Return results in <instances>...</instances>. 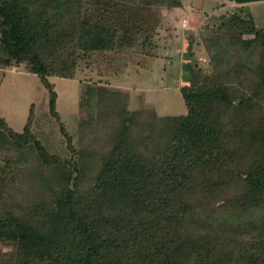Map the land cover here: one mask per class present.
<instances>
[{"label":"trees","instance_id":"trees-1","mask_svg":"<svg viewBox=\"0 0 264 264\" xmlns=\"http://www.w3.org/2000/svg\"><path fill=\"white\" fill-rule=\"evenodd\" d=\"M181 6L0 0V67L38 75L65 146L33 130V104L22 131L0 115V264H264V27L245 5L205 13L211 73L179 86L185 112H130L88 83L76 144L56 108L49 76L155 55L158 12Z\"/></svg>","mask_w":264,"mask_h":264},{"label":"rangeland","instance_id":"rangeland-1","mask_svg":"<svg viewBox=\"0 0 264 264\" xmlns=\"http://www.w3.org/2000/svg\"><path fill=\"white\" fill-rule=\"evenodd\" d=\"M182 6L162 9L161 25L156 29L155 55L139 54L127 66L118 67L107 75L98 68H87L83 62L76 65L72 77L49 76L57 93L56 108L66 130L77 144L80 95L88 83L118 89L129 93L130 112L150 110L157 114H177L186 111L179 86L189 80L197 67L211 73V65L198 33L199 24L213 15H219L236 6L245 5L255 23L264 27V0L235 3L229 0H181ZM213 17V18H214ZM115 71V72H114ZM34 105L33 130L44 135L52 149L64 154V139L59 123L49 113L48 90L37 74L22 65L0 67V115L16 131H22L30 105ZM63 150V151H62ZM8 243L0 242V251L8 252Z\"/></svg>","mask_w":264,"mask_h":264},{"label":"water","instance_id":"water-1","mask_svg":"<svg viewBox=\"0 0 264 264\" xmlns=\"http://www.w3.org/2000/svg\"><path fill=\"white\" fill-rule=\"evenodd\" d=\"M230 1L235 2V3H245V2L253 1V0H230Z\"/></svg>","mask_w":264,"mask_h":264}]
</instances>
